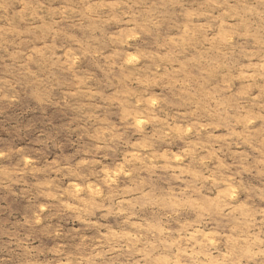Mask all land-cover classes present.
Here are the masks:
<instances>
[{
    "label": "clouds",
    "instance_id": "obj_1",
    "mask_svg": "<svg viewBox=\"0 0 264 264\" xmlns=\"http://www.w3.org/2000/svg\"><path fill=\"white\" fill-rule=\"evenodd\" d=\"M18 7L0 0V93L21 85L33 111L68 116L84 147L45 167L25 217L0 221V264H156L160 247L176 250L170 264H264V0H203L194 11L229 21L231 39H205V26L191 45L167 34L189 0ZM257 57L260 94L241 97L235 65ZM36 143L64 147L43 132ZM21 162L36 167L31 154ZM149 206L157 227L132 225L141 239L101 231Z\"/></svg>",
    "mask_w": 264,
    "mask_h": 264
},
{
    "label": "rangeland",
    "instance_id": "obj_2",
    "mask_svg": "<svg viewBox=\"0 0 264 264\" xmlns=\"http://www.w3.org/2000/svg\"><path fill=\"white\" fill-rule=\"evenodd\" d=\"M12 7L19 12L18 6L25 5L28 0H10ZM203 0H189L191 7L188 8L189 15L183 17H174L177 25L183 27L171 28L167 34L172 38L183 39L186 44L191 45L194 40L199 37L200 32L204 31L205 26L208 27L209 32L205 39L210 38L213 42L216 40L228 41L231 39L230 33L226 30V26L230 23L224 21V28L214 27L209 23L206 16H201L194 9H198ZM200 11H204L200 9ZM22 15V13H21ZM213 15H217L214 13ZM15 20V16L12 17ZM171 23V21H169ZM219 25V20L214 22ZM248 52L253 49L248 47ZM258 57L249 61L247 58H240L235 65L237 79L234 80L233 91L237 92L241 97L259 96L260 88L254 87V83L259 84V80H255L254 73L259 69L256 67ZM0 96H12V99H0V149L9 153L7 160H0V221H8L9 224L25 217L32 204L31 185L37 183L42 177L46 175L45 167L52 163H59L64 157L71 158L77 152V149H82L84 145L81 142L73 143L76 140L75 133H67L64 131L63 125L68 122L69 117L60 112L49 110L47 116L41 115L39 111H33L34 101L30 100L25 95V89L21 85H17L15 89H5L0 93ZM31 126V131H25L27 127ZM223 131V130H221ZM45 133L46 136L54 137L55 143H62L64 147L57 149L52 147L49 143L47 146L38 145L36 143L39 133ZM219 134V133H217ZM31 154L32 160L36 167L32 169V173L22 171L23 164L22 157ZM52 177L56 173L51 174ZM12 180H17V183H12ZM124 185H122L123 187ZM158 217L151 212L150 206L139 211V213L132 217L131 221L123 215V210L117 216L109 217V223L101 231L107 233L111 228L113 232L124 236L128 239H141L138 235L139 228H133L132 225L141 226L148 223L153 229L157 227L155 221ZM228 224L224 221L221 225L223 228L225 224L228 225L224 231H221V237L226 232L231 230L233 224ZM209 225L205 231L211 229ZM88 236H98L99 233L89 231ZM154 241L151 234L144 236L141 240V245L149 244ZM232 246L235 244L233 242ZM176 250L173 249L172 252ZM211 257L215 260L222 258L223 254L228 251L223 239H221L215 249H210ZM172 252L164 251L163 247L159 248L156 256L159 259L156 264H170ZM135 258H139L138 256ZM200 259H203L201 257Z\"/></svg>",
    "mask_w": 264,
    "mask_h": 264
}]
</instances>
